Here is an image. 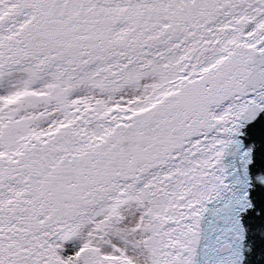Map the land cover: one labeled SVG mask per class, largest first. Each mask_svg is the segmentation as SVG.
<instances>
[{
	"label": "snow or ice",
	"instance_id": "6c2138e0",
	"mask_svg": "<svg viewBox=\"0 0 264 264\" xmlns=\"http://www.w3.org/2000/svg\"><path fill=\"white\" fill-rule=\"evenodd\" d=\"M0 264H264V0H0Z\"/></svg>",
	"mask_w": 264,
	"mask_h": 264
}]
</instances>
